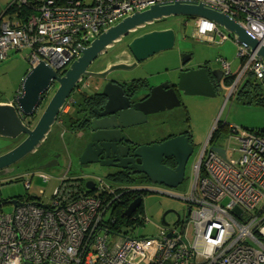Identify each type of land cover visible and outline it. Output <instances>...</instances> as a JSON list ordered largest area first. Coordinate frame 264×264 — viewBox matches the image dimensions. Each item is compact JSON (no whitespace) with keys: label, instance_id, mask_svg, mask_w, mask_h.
I'll return each mask as SVG.
<instances>
[{"label":"built area","instance_id":"obj_1","mask_svg":"<svg viewBox=\"0 0 264 264\" xmlns=\"http://www.w3.org/2000/svg\"><path fill=\"white\" fill-rule=\"evenodd\" d=\"M176 1L203 3L228 14L264 46V0H35L36 12L22 24L0 18V61L12 51L28 49L31 67L46 60L62 71L81 54V46L124 17ZM195 24L199 39L219 31L204 17H196ZM240 46L238 55L245 61L228 85V97L249 73L264 83V61L257 50ZM217 61L226 77L233 74L227 59ZM71 101L62 108L59 122ZM217 124L182 198L187 215L173 227L162 226L156 236L120 233L118 240L111 239L106 219L111 203L100 194L113 192L112 185L98 177L95 193L86 194L66 177L50 201L18 200L12 212H0V264H264V130L230 125L222 144H213ZM213 146L225 149L226 157Z\"/></svg>","mask_w":264,"mask_h":264},{"label":"water","instance_id":"obj_2","mask_svg":"<svg viewBox=\"0 0 264 264\" xmlns=\"http://www.w3.org/2000/svg\"><path fill=\"white\" fill-rule=\"evenodd\" d=\"M180 15L204 17L217 26H223L233 34L238 43L252 51L257 50L258 56L264 61V46H260L259 41L228 14L211 9L203 3L176 1L136 11L99 34L87 46H81V54L64 70H57L46 60L30 67L15 99L12 102H0V136L15 141L20 139L14 148L0 155V177L12 172V166L16 162L41 146L58 121L72 92L88 76L104 81L98 84L101 85L100 95L104 101L101 106L93 108L92 115L87 118L89 141L83 147L80 165L95 163L116 170H129V175L144 174L151 183L169 188L178 187L185 180L186 166L194 152L192 136L181 132L158 142L139 144L126 130L157 121L161 119L158 117L161 113L185 107L184 97L187 95L215 97L222 94V85L219 82L216 86L211 76L219 72L220 81L224 71L211 69L210 63L204 64L206 66H188L193 58L192 53L183 52L181 65L173 68L166 79L154 82L144 77L146 85L128 87V80L109 77L112 70L133 69L154 54L173 48L176 34L171 28L151 30L134 37L127 45L133 61L117 59L102 70L94 71L90 68L100 55L130 33L163 18ZM54 84H57V88L39 118L34 124L28 122V119L32 121L35 118L44 95ZM212 149L223 158L226 157L225 149L216 146ZM166 158L174 160V167L164 163ZM55 163L56 157L45 166H53ZM116 173H120L119 170ZM85 186L92 190L95 181L89 179ZM142 202L141 196L135 198L124 210V214L131 217ZM11 203L14 207L19 204L18 200H12ZM170 212L176 213L173 225L180 221V214L175 210H167L161 218L162 226L170 225L166 220Z\"/></svg>","mask_w":264,"mask_h":264},{"label":"rangeland","instance_id":"obj_3","mask_svg":"<svg viewBox=\"0 0 264 264\" xmlns=\"http://www.w3.org/2000/svg\"><path fill=\"white\" fill-rule=\"evenodd\" d=\"M9 2L10 0H0V13ZM3 19L7 20L9 16L6 15ZM195 20V17L183 15L170 16L154 24H149L145 28H140L138 31L132 32L129 36L116 42L105 54L100 55L90 69L102 70L108 62L113 63L116 54L122 49H127L129 40L136 34L144 33L155 27H167L173 29L176 34L173 48L154 54L133 69L112 70L109 77L138 78L140 74L148 71L161 70V74L151 81L166 79L174 66L178 67L181 65L182 54L185 51L193 53V58L188 66L204 62L220 66L217 59L224 57L230 63L232 72L238 75L242 64V59L238 55L241 46L235 40L233 34L223 26L218 25L219 31L209 33L199 39ZM221 33L226 35V39L222 38ZM27 53H29L28 49H24L22 52L12 51L6 59L0 61V100L15 99L19 93L23 79L31 67L30 61L26 57ZM88 79L91 85L83 87L82 91L88 94L94 93L93 84L104 82L98 77H88ZM84 81L83 83L80 82L82 86ZM261 82V80L258 81V83L262 84ZM56 88L57 84H54L44 95L35 118H39ZM82 92H72L71 97H75L78 101L74 107L76 109L83 106H79L82 103ZM251 93L252 96L258 93L260 97H263L264 87L258 89L257 92L252 91ZM228 94L229 87L226 85L222 94L215 97L187 95L185 96L186 108L183 106L175 108L176 116L157 127L153 139H162L169 135H177L182 131H189L192 134L194 152L186 166L185 180L178 187L169 188L165 185L154 184L146 178L137 181L136 185L138 186L136 187L145 190L143 207L146 223L144 226L138 225L134 228L132 226L124 227L123 231H127L128 235L134 237L156 236L161 231V218L167 210H175L181 215L182 219L185 218L188 209L185 200L182 198L190 191L193 179V166L197 162L213 126L219 120L240 128L264 130V104L248 101L245 96L244 99H241L237 93L232 97H228ZM74 116L79 117V112L74 111ZM62 118L63 122L57 121L53 125L46 139L34 153H29L21 158L12 166V172L0 177V197L3 203V212L9 213L14 210V205L11 203L12 200L26 201L29 197H34L43 202L50 201L63 178L84 176L86 182L89 179L97 180L98 177L108 175L107 167H102L95 163L80 165L79 159L83 151V144L79 140V128L71 129L69 118L66 115H63ZM222 141L223 139L219 141V144ZM16 142L17 140L0 136V155L14 148L18 144ZM228 156H231L230 151H228ZM239 156L240 153H235L234 155L235 158H239ZM55 157L56 163L53 166H45L47 162ZM108 180L113 183L112 180ZM28 182H30V186H27ZM261 205L262 203L259 207ZM109 215L110 211L106 214V219L109 218ZM166 220L170 223V227H173L176 213H168ZM189 229L191 234L192 226ZM110 238L119 239L118 235H111Z\"/></svg>","mask_w":264,"mask_h":264},{"label":"trees","instance_id":"obj_4","mask_svg":"<svg viewBox=\"0 0 264 264\" xmlns=\"http://www.w3.org/2000/svg\"><path fill=\"white\" fill-rule=\"evenodd\" d=\"M65 0H59V3L64 4ZM36 6L37 2L35 0H29L27 3H23L21 1H13L10 0L6 8L2 11L0 14V18L8 15L9 19H15L19 24H22L25 22L28 18L31 17L33 13L36 12ZM243 60L242 62H244ZM241 62V63H242ZM237 76V73H233L229 75L226 78V83L227 86L231 85L233 81L235 80ZM246 78L241 81L239 84L236 93L239 95L241 99H244V96L248 98V101H255L258 103L264 104V96L260 97L258 93H256L255 96H252V91L257 92L258 89L261 87H264V83L261 82L262 84L258 83V80L254 78L252 74H247L245 76ZM146 80L144 78L142 79H135L132 81H129L127 83L128 87H139L146 85ZM82 92V91H81ZM235 93V94H236ZM83 98H82V103L79 106H82L84 103H88L90 99L91 93H84ZM72 98V97H70ZM78 103L77 99L75 97L72 98L71 101V109L65 114L69 118L70 122V127L71 129L76 128L77 123H78V117L74 116V107ZM90 105H92V102H90ZM37 118H33L32 121L28 119V122H31L34 124L36 122ZM230 131V124L223 122V121H218L217 127L214 130L213 137H212V142L213 144H219V141L223 139ZM190 137L192 136L189 131H185ZM222 144V143H221ZM140 174H134V175H129V174H123L122 172L120 173H112L108 174L107 177L113 181V183L109 182L112 185L113 192H101V196L104 198L105 203H111L109 207L110 211V217H109V228L111 234L117 235L120 233H127V231H123L124 227H130L132 226L133 228L135 226H144L146 223V218H145V211L143 207V202L141 206L138 208L137 212L134 213L131 217H127L124 214V210L128 207V205L137 197L141 196L143 198L145 194V190H137L136 185L137 181L143 178L148 179L145 175L138 176ZM85 177L82 176H73L67 178L66 181H70L72 187H77L81 192H85L86 194H94L95 192L93 190H90L86 188L85 186ZM64 181V180H63ZM62 181V182H63ZM128 183V184H127ZM37 199L34 197H29L28 200H33ZM2 201L0 197V212L2 211Z\"/></svg>","mask_w":264,"mask_h":264},{"label":"flooded vegetation","instance_id":"obj_5","mask_svg":"<svg viewBox=\"0 0 264 264\" xmlns=\"http://www.w3.org/2000/svg\"><path fill=\"white\" fill-rule=\"evenodd\" d=\"M164 19V18H163ZM161 19V20H163ZM159 20V21H161ZM159 21H155V22H159ZM154 22V23H155ZM153 23V24H154ZM167 27H155V28H152L151 30H160V29H166ZM151 30H147V31H151ZM138 31V30H137ZM146 31V32H147ZM136 32V31H135ZM143 34V33H141ZM140 34H136L134 37L138 36ZM129 36V35H128ZM133 37V38H134ZM125 38V37H124ZM123 38V39H124ZM131 38L129 40V42L133 39ZM128 42V43H129ZM128 45V44H127ZM185 52H189V51H185ZM191 53V52H190ZM192 56H193V53H192ZM124 58H127L129 59V61H133V57L131 55V53L128 51V49H122L118 54H116V57H115V60L116 61L117 59L118 60H122ZM113 61V62H114ZM96 62V61H95ZM94 62V63H95ZM143 62V61H142ZM142 62H140L138 65H140ZM111 63V62H110ZM109 64V62L107 63ZM209 64V62L207 63H201V64H198L199 66H206V65ZM197 65V66H198ZM211 65V69H222L220 66H217V65ZM107 66V65H106ZM105 66V67H106ZM104 67V68H105ZM90 70H94V71H98L100 69H90ZM218 72V71H217ZM218 76H219V72L216 74V75H212L211 78L214 82V84L217 86L219 85V82L220 84L222 85V87L224 88L226 85H227V81H226V76L223 74L222 78L220 81H218ZM87 78V79H86ZM90 78V77H89ZM85 80V81H84ZM84 81V84L87 83L88 86L91 85L89 79H88V76L84 77L83 80H82V83ZM81 86V83L79 84ZM93 87H94V93L92 94H89L91 97L89 99V102L88 103H84L82 107H80L79 109L77 108H74L75 111H78L79 112V117H78V123H77V127L79 128L78 129V132H79V140L81 141V143L83 144V147L86 146V144L88 143L89 141V123H88V117L92 115V109L95 108V107H99L103 104V101L104 99L101 97L100 93H101V85H98L97 83L93 84ZM82 91V90H81ZM79 91V92H81ZM76 92H78L76 90ZM186 97H184V102H186L185 100ZM90 102H92V105H90ZM186 108V106H185ZM71 109V107H70ZM69 109V110H70ZM176 116L174 110H171V111H168V112H164V113H161L158 115L159 120L157 121H153V122H149L147 124H144V125H141L139 126L138 128H132V129H127L126 132L136 140L137 143L139 144H151L153 142H158V141H161L162 139H165V138H162V139H153V135L155 134L156 132V129L157 127L166 122L168 119H173L174 117ZM157 117V118H158ZM170 117V118H169ZM185 132V131H183ZM186 133V132H185ZM187 134V133H186ZM188 135V134H187ZM172 136V135H171ZM147 137V138H145ZM152 137V139H151ZM86 138V139H85ZM84 139V142H82V140ZM20 142V139L16 142V143H19ZM164 163L167 164L168 166H172L174 167L175 163H174V160L172 158H166L164 160ZM108 168V174H112V173H116L117 170H119V172H122L123 174H129V170H120V169H115L113 167H107ZM142 174L138 175V176H141ZM144 175V174H143ZM102 180L104 181H107L109 182V178L107 176H103V177H100ZM86 183V182H85ZM128 184V183H127ZM110 217V215H109Z\"/></svg>","mask_w":264,"mask_h":264},{"label":"crops","instance_id":"obj_6","mask_svg":"<svg viewBox=\"0 0 264 264\" xmlns=\"http://www.w3.org/2000/svg\"><path fill=\"white\" fill-rule=\"evenodd\" d=\"M1 13H2V11H1ZM122 60L123 61H129V59H127V58H124ZM173 68H175V66ZM160 72H162V71L161 70L148 71L146 73L140 74V77H138V78H130V79H126V80H128V82H129V81H132V80H135V79H142L144 77H148V79L151 81L152 79H155L156 77H158V75L161 74ZM152 74H155V75H152ZM118 78L119 79H123V78H120V77H118ZM154 82H157V81H154ZM0 102H12V100L11 99H8V100H0ZM145 138H147V137H145ZM0 192H1V189H0Z\"/></svg>","mask_w":264,"mask_h":264},{"label":"clouds","instance_id":"obj_7","mask_svg":"<svg viewBox=\"0 0 264 264\" xmlns=\"http://www.w3.org/2000/svg\"><path fill=\"white\" fill-rule=\"evenodd\" d=\"M83 91V90H82ZM86 184V183H85Z\"/></svg>","mask_w":264,"mask_h":264}]
</instances>
